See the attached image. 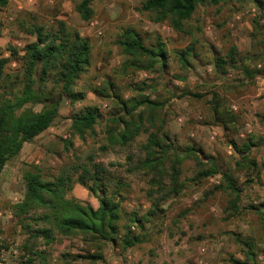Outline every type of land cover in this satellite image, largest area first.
Wrapping results in <instances>:
<instances>
[{
  "label": "trees",
  "instance_id": "obj_1",
  "mask_svg": "<svg viewBox=\"0 0 264 264\" xmlns=\"http://www.w3.org/2000/svg\"><path fill=\"white\" fill-rule=\"evenodd\" d=\"M8 1L0 0V10ZM226 1L143 0L139 9L153 13V22L166 21L173 29L185 31L183 23L192 16L198 5L215 6ZM252 1L261 8L264 5V0ZM91 2L92 0H79L74 5V10L83 20L88 21L93 17ZM18 14H24L28 19L19 20L18 16L14 17L17 28L32 36L33 40L26 42L21 48L9 46V55L0 57V173L6 163L20 153L24 143L32 141L52 125L59 115L63 99L73 104L85 97V92L76 90L75 87L79 77L89 70L91 62L88 40L66 21L58 19L53 25L45 26L37 22L36 16L31 12L20 11ZM195 41L172 50L177 62L186 71L198 60L212 65L218 78L230 69L243 74L242 78H234L231 82L221 81L212 86L211 112L209 119L204 121L206 124L233 130L238 121L235 111L227 106L228 100L239 96L248 81H253L264 72L251 63V57L255 55L240 54L233 44L220 54L210 52L206 46L203 55L201 48L197 49ZM115 43L120 46L125 57L119 66L120 72L126 73L128 68L156 71L157 65L158 68H163L167 64L168 51L165 44L159 38L147 44L137 29L125 27ZM11 61L18 64L13 70L8 66ZM48 82H51L49 89ZM129 87L138 95L123 98L115 91L112 92L116 103L111 107L104 134L109 145L122 146L132 142L140 133L146 134L145 141L141 144L143 156L129 171H141L146 176L148 187L145 195L150 199V206L141 215L124 210L120 204V192L126 191L129 184L122 177L108 172L103 164L89 167L84 163L77 168L72 167L73 172L63 167L52 179L43 178L42 171L36 164H28L22 174L24 195L12 206L14 217L27 235L22 248L30 257L25 264L36 259L43 262L47 254L39 248L37 239H42L43 245L48 246L55 242L56 235H78L91 245L92 248L83 254L72 256L83 258L88 263L103 258L102 249L106 243L120 246L122 250L137 246L149 236L144 232L145 224L153 227L154 223L163 219L165 208L161 206V202L183 189L179 176L182 172L181 163L185 159L193 161V174L189 180L192 184H201L209 176L221 171L214 157L200 154V148H196L194 143L178 146L171 139L163 128L166 120L161 114L168 100L151 98L143 92L146 88L153 87L152 85L144 81L139 84L134 82ZM113 88L115 86L111 80H106L98 87L90 86L102 99L110 97L108 89ZM189 94L194 98L202 97L195 92ZM38 105L40 107L37 108ZM99 115L96 107L72 114V134L83 138L85 133L93 131ZM259 117L264 119V113ZM237 143V140L230 141L231 147L240 155L235 167L246 172L248 178L245 182L248 183L252 181L254 174L260 177L259 165L248 156L252 148L251 139ZM79 168L81 170L77 172ZM74 173H77L75 178ZM221 175V182L205 191V195L222 191L227 200L223 211L227 217H234L241 214L239 205L242 187L232 174L222 171ZM87 181H91V184L88 185ZM73 183H78L94 195L97 206L93 207L88 202L68 196ZM251 208H255L254 205ZM255 209L259 214V229L264 235V208ZM131 225H135L137 231L132 230ZM237 236L236 242L245 246V258L241 261L232 259V264H252L254 239L251 236ZM260 239L264 240V237ZM6 247V244L0 243V250Z\"/></svg>",
  "mask_w": 264,
  "mask_h": 264
},
{
  "label": "rangeland",
  "instance_id": "obj_2",
  "mask_svg": "<svg viewBox=\"0 0 264 264\" xmlns=\"http://www.w3.org/2000/svg\"><path fill=\"white\" fill-rule=\"evenodd\" d=\"M78 1L9 0L7 5L0 10V39L3 42L0 44V55L7 54L9 46L21 48L31 40L32 37L20 31L14 22L16 16L19 20L28 19L26 15L18 14V12L24 11L34 14L36 21L45 26H51L56 20L61 19L78 31L84 28L91 19H96L100 23L99 28L102 31L99 36H96L106 38L108 44L111 42L116 44L115 41L121 31L125 27H132L140 32L147 44H151L159 38L165 44L168 59L166 66L158 68L157 65L156 71L128 68V71L123 73L119 69L120 64L125 59L121 51L115 53L121 59V63L116 67L109 68L110 71H108L105 65L114 56L111 50L109 53H105L104 50L102 54L104 57L98 56L96 58L97 62H101L100 65H104L102 69H95L90 66L89 70L82 74L76 83L75 89L84 91L85 97L73 104L63 99V111L65 113L62 115V120L59 119L54 123L58 132L50 133L54 136L51 137L49 143L36 137L32 140L34 145L30 144V147L33 148L34 146V149L38 151L42 152L43 148L47 150V153L36 164L40 167L43 178L52 179L58 175L63 167L71 171L72 167L74 169L84 163L89 167L93 164H103L108 172L122 177L129 184L126 191L120 192V201L123 203L121 207L127 212H137L138 214L147 210L151 202L145 195L148 187L146 176L141 171H129L143 156L141 144L145 141L146 134L140 133L132 142L124 146L109 145L104 134L105 123L111 107L116 103L114 96L112 97V92L115 91L123 98H130L133 95H138V93L133 91L129 85L134 82L139 84L145 81L153 86L143 91L148 97L168 100L161 110V114L166 120L163 128L169 133L171 139L178 146L194 143L196 148H200V154L205 153L214 157L221 171L216 173L218 174L217 179L210 180L208 177L201 184H192L189 180L193 174V161L185 159L181 163L182 172L179 176L184 185L183 189L166 201L161 202V206L165 208L163 219L161 222L154 223L152 229L147 231L149 236L146 241L136 247L140 251L148 252L149 257L153 258L152 250L158 245L162 254L157 255L156 264H197L194 259L197 257L198 248L202 245L211 247V244H214L212 254L214 258L211 264H232L231 260L241 256L243 253L241 249L245 247L240 242H236L235 237H238L237 235H240L241 238L252 237L254 234L253 226V228H257L255 235L259 238L264 237L258 226L259 214L250 205L263 203H254L251 195L254 191L257 193L264 191V179L262 174L260 177L254 174L252 181L246 183L245 180L248 178L246 172L237 170L235 167L236 161L240 160V155L230 145L232 140H237V144H241L244 140L251 139L252 148L248 154L249 159L256 160L258 165L264 167V119L259 117L260 114L264 113V73L257 75L253 81H248L239 96L228 100L229 104H234V108L230 109L235 110L237 115L238 123L235 129H230L227 134L223 132L219 134L216 131L215 139L209 140L207 136L209 126L204 122V110L206 109L204 99L198 101L192 99V106H195L196 103L200 105L201 110L198 111L191 112L188 106H181L186 102L184 99L188 98L185 96V90L205 91L206 95L209 96L208 90L212 88L213 84L205 83L206 80L203 77L206 69H199L198 71L197 67L192 66L188 69L190 71H186L177 62L172 50L183 48L196 40L197 49L200 50L201 48L200 51L203 55H205L206 49L204 47L206 46L210 52L220 54L227 46L235 45L234 42L237 41L243 46L240 54L255 55L256 57H251L253 59L251 63L258 70L264 72V5L261 8L252 0H227L215 6L198 5L192 16L183 23L185 31H177L166 21H151L154 14L139 9L143 0H92L91 7L94 14L88 21L83 20L74 10V5ZM107 24L109 26H106ZM248 47L251 49L248 50ZM8 66L10 70H13L18 64L16 61H11ZM230 71H232L233 77L226 80L227 82H231L239 75V72L234 69H230ZM98 72L104 77L110 73L109 80L114 82L115 88L108 89L110 97L105 99L93 94L90 89V86H93L94 76ZM190 72L191 74L188 76ZM242 75L241 73L239 78H242ZM206 79L209 81L208 77ZM200 80L205 83L204 86L200 84ZM179 81L183 84L180 85ZM194 81L197 82L195 86L191 85ZM176 86L177 88H175ZM50 87L51 82H48L47 88ZM174 88L176 91H173ZM179 91L182 92L178 93ZM173 93L174 95L171 96ZM100 102H105L108 106L106 108L101 107ZM228 103L227 106L230 107ZM36 107L38 108L40 105ZM93 107H96L100 114L93 131L85 133L83 138L73 135L70 127L71 121L65 120L66 117ZM196 113H200V115H198L199 120L195 121L193 117ZM179 117L182 118V122L178 121ZM174 123L177 125L176 129L172 127ZM246 124H249L253 131L247 136H239L238 128L244 127ZM192 130L197 131L198 139L189 136ZM80 170L81 168L77 172ZM222 171L232 174L242 187L239 205L241 206V214L234 217H227L223 211V206L227 200L222 191L205 195V191L221 182ZM22 174V171L16 172L4 180L0 179V243L7 245L5 249L0 250V264H25L26 259L30 257L22 248L27 235L23 232L12 212V206L24 195ZM76 176L77 173H74L73 177ZM248 176L251 175L248 174ZM87 183L90 185L91 181H87ZM73 185L68 196L80 199L78 190L85 189L81 186L74 188ZM88 195L96 204L95 196L90 193ZM184 211L187 213L184 214ZM134 230L137 231L136 226ZM55 238V242L48 246L43 245L42 239H37L39 248L46 251L47 258L43 262L36 259L30 264H73L75 259L80 260L75 264H99L105 260L102 258L88 263L83 258H72V256L83 254L87 249L92 248L78 235L62 237L68 239L70 244H74L75 252L73 253H63V248L55 244L59 236L56 235ZM74 238L75 240H72ZM109 244L111 243H106L103 246L102 255H104ZM164 244L167 245V249H162ZM113 254L117 255L116 252H112ZM110 260L116 259L110 258Z\"/></svg>",
  "mask_w": 264,
  "mask_h": 264
},
{
  "label": "crops",
  "instance_id": "obj_3",
  "mask_svg": "<svg viewBox=\"0 0 264 264\" xmlns=\"http://www.w3.org/2000/svg\"><path fill=\"white\" fill-rule=\"evenodd\" d=\"M109 25H110V22H109ZM109 25L107 24L106 26H109ZM101 33H102V31L100 30V34ZM79 34L83 38L87 39L88 42H89V45H90V58L92 59L91 62H90V66H92L95 69H99V68L102 69V66H104V65H100L101 62H97L96 58L98 56H102L104 50L106 51L105 53H109L110 50H111L112 51V55L114 56V57H111L108 60V64L105 65V67L108 68V71H110L109 68L116 67L118 64L121 63V59L119 58V56L115 55L116 52L117 53L121 52L120 46H118L117 44H114L113 42L108 44L106 42V41H108V40H106V38L105 39L104 38H98L96 36V35L99 36L98 30L93 28L89 24V22L84 26V28L79 30ZM31 40H33V37L31 38ZM2 43H3L2 39H0V44H2ZM234 43H235L236 49L240 53V51H242V49H243L242 48L243 47L242 44L240 45L237 41H235ZM249 49H251V47L250 48L248 47V50ZM8 55H9V52H7V54L5 53L4 56L0 55V57H6ZM102 57H104V55ZM245 62L247 64L252 65L249 61H245ZM193 67L194 68L197 67L198 71H199V69H201V70L202 69H206V70H204L205 71L204 72L205 75L203 77L206 80L205 83L210 82V83H212L214 85L215 83H220L221 81H226V80H228V79L233 77L232 71L229 70L226 74H224V75H222L221 77L218 78V77H216V75L214 73L212 65H210V64L206 65V64L200 63L199 61H195ZM188 71H190V70H188ZM100 74L101 73L98 72V74L94 76L93 86H97L98 87V86H100V84H102L106 80H109L110 73L106 74L105 77L103 75H100ZM190 74H191V72L188 73V76H190ZM240 74L241 73L239 72L238 77H240ZM144 75H146V74L144 73ZM207 77L209 78V81L206 79ZM186 82H188V81L186 80ZM178 83H180V85L183 84L180 81ZM205 83L202 82V80H200V84L201 85L204 86ZM191 85L195 86V85H197V82L194 81ZM179 87H181V86H179ZM175 88H177V86ZM175 88L173 89V91H176ZM212 89H213V87L210 88L211 91L208 90L209 91V93H208L209 96L206 95L205 91L197 92L196 89L195 90H189V91L185 90L184 91V93L186 92L185 96H187L188 98L184 99V101H186V102L181 107L188 106L191 112L194 111V110H197V111L201 110L200 109V105L198 103H196L195 106H192V99L194 101H198V100L204 99L203 101L206 103V109L204 110V113H205V116H204L205 118L204 119L208 120L210 112H211V110H210V106H211L210 100H211V97H212L211 96ZM181 92L182 91H179L178 93H181ZM189 92H191V93L195 92V93L201 94L202 97L201 98H194L191 95H189ZM178 93H176V94H178ZM93 94H95V93L93 92ZM173 95H174V93L171 96H173ZM63 101L64 100H62L60 102L59 115L53 120L52 125L48 129H46L45 131H43L41 134H39L37 136L38 138H41L40 139L41 141L45 140L46 143H49L51 137L54 136V135L52 136L50 133L58 132L57 128L54 126V123H55V121H57L59 119L62 120V115H63V113H65L63 111V109H64ZM65 103H66V101H65ZM232 105H234V104L233 103L229 104L230 108H232L231 107ZM235 108H236V106H235ZM233 111H235V110H233ZM198 115H200V113H198V114L196 113V115L193 117L195 119V121L199 120L198 119ZM65 120H70V117H66ZM206 125H208L209 127L213 126L214 129L219 134H222V132L224 134L225 133L227 134L229 132V130H230V129H224L220 125H214V124H206ZM172 127H173V129H176L177 125L174 123ZM173 129H172V131H174ZM51 131H53V132H51ZM31 143L34 145L33 141L24 143L20 153L18 155H16L15 157H13L12 160H10L8 163H6V165L4 166V168L2 169V171L0 173L1 174V176H0L1 180H4L5 178H8L9 175L12 174V173L21 172V171L24 172V170L26 169V166L28 164H38L40 159L47 153V150H45L44 148H43V150L41 152L40 150L38 151L37 149H34V146H33V148L30 147ZM259 169H260V175L262 174V177L264 179V167H261L259 165ZM73 186L75 188V187L80 186V185L78 183H74ZM78 191L80 193V199L82 201L90 203L93 207L97 206V203L95 204V202L88 195V192L86 190H78ZM251 197H252V201L254 203L263 202V203H260V204H252V205H254L255 208H258L259 210H263V208H264V191H262V192L260 191L258 193L254 191L253 194L251 195ZM120 204H121V206L123 205L122 202H120ZM240 209H241V206H240ZM145 211H143L140 214H143ZM150 229H152V227L149 226V224L146 223L145 226H144V232L150 231ZM252 229L254 230V234L252 235V238L254 239V246H253L254 261L252 262V264H261V263L264 264V240L260 239L259 237H257L255 235L256 230L253 228V226H252ZM72 240H75V238L72 239ZM55 244L57 246H59L60 248H63V253L64 252H72V253L75 252L74 244H70V242H68V239H64V238H62V236H59V239L56 240ZM213 246H214V244H211V247H208L207 245L206 246L205 245L200 246L198 248L197 257H196V259H194L195 263H197V264H211V263H213L212 262V259L214 258L212 256V254H213ZM154 248L155 249L152 250L153 251L152 253H153L154 257L150 258L149 255H148L149 254L148 252H145L143 250L140 251V249L138 247H136V246L128 247L127 249L122 250V248L120 246H113V245L109 244L107 246V248H106V251L104 252V255H103V259H105V260L103 262L101 261V263H99V264H156V261L158 260L157 259L158 258L157 255H161L162 253H161V249H160V247L158 245H156V247H154ZM165 248L167 249V245L166 244H164L162 246V249H165ZM244 248L241 249L242 252H243L241 254V256L236 257L234 259H237V260H240V261L244 260V258H245ZM112 252H116L117 255H115V254L112 255ZM110 258L111 259L115 258L116 260H110ZM73 262H74L73 264H75V263L80 262V260L75 259V260H73Z\"/></svg>",
  "mask_w": 264,
  "mask_h": 264
},
{
  "label": "built area",
  "instance_id": "obj_4",
  "mask_svg": "<svg viewBox=\"0 0 264 264\" xmlns=\"http://www.w3.org/2000/svg\"><path fill=\"white\" fill-rule=\"evenodd\" d=\"M89 24H90L93 28H95L96 30H98V33L100 34V30H101V29L99 28L100 23L98 22V20H96V19H91V20L89 21ZM100 106L106 108V107H107V104H106L105 102H100ZM231 107L234 108L233 105H232ZM178 121H179V122H182V118L179 117V118H178ZM252 131H253L252 127H251L249 124H246L244 127H239V128H238V135H239V136H247V135H249ZM216 135H217V132H216V130L214 129V127H213V126L209 127L208 130H207V136H208L209 140H214L215 137H216ZM189 136H190L191 138L198 139L199 134L197 133V131L192 130V131L189 133ZM217 178H218V174H216V175H212V176L209 177L210 180L217 179ZM131 229L134 230V229H135V226H134V225H131ZM13 251L15 252V250H13Z\"/></svg>",
  "mask_w": 264,
  "mask_h": 264
}]
</instances>
